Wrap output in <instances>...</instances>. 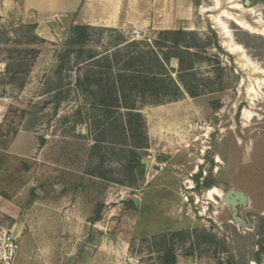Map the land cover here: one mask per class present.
Masks as SVG:
<instances>
[{
  "label": "rangeland",
  "instance_id": "obj_1",
  "mask_svg": "<svg viewBox=\"0 0 264 264\" xmlns=\"http://www.w3.org/2000/svg\"><path fill=\"white\" fill-rule=\"evenodd\" d=\"M186 1L190 19L177 28L137 37L91 26L78 46L77 24L39 27L33 13L0 0V195L28 210L24 231L47 246L26 264H170L169 252L174 264H264V0H221L262 28L223 19L246 66L223 46L216 0ZM124 71L155 75L166 90L119 96ZM85 76L83 92L76 80ZM118 97L133 112L117 108ZM134 155L149 166L131 170ZM214 187L221 196L208 199ZM231 190L246 200L226 201ZM38 207L69 215V225L35 226ZM15 222L0 215V238L20 243ZM16 253L2 260L0 240V264H18Z\"/></svg>",
  "mask_w": 264,
  "mask_h": 264
},
{
  "label": "crops",
  "instance_id": "obj_2",
  "mask_svg": "<svg viewBox=\"0 0 264 264\" xmlns=\"http://www.w3.org/2000/svg\"><path fill=\"white\" fill-rule=\"evenodd\" d=\"M18 5L27 15L33 13L36 16L35 22H38L39 27L54 22L64 25L71 22L92 27L104 26L131 31L136 29L139 32L149 28H177L181 21L190 19L186 15L192 12V6L186 0H7V6ZM35 210V226L69 225V215L66 217L64 213L54 214L55 210L41 207ZM27 211L14 208L10 200L0 195V215L17 219L13 229L18 228L20 235L22 234L16 253L18 264L28 263L30 254L38 256V250L47 247L41 237L24 231L25 226L33 222L28 218ZM66 211L69 212H64ZM50 215L51 218L48 219Z\"/></svg>",
  "mask_w": 264,
  "mask_h": 264
},
{
  "label": "trees",
  "instance_id": "obj_3",
  "mask_svg": "<svg viewBox=\"0 0 264 264\" xmlns=\"http://www.w3.org/2000/svg\"><path fill=\"white\" fill-rule=\"evenodd\" d=\"M90 30H91V26H87V25H75V26H73V29H72L73 36L71 38V44L72 45H78V46L86 45L90 39ZM184 32L185 31H182V30H169V31L167 30V31H163L162 34L167 35V37H169V36L171 37L172 35L177 36L179 34H185ZM174 40H175V43L179 46L181 39L177 38ZM185 47H187V49H189L191 46L186 45ZM74 52L78 53V58H81L82 55L84 54L83 49H78ZM176 57L179 59L180 66L184 68L185 67V59L181 55H176ZM93 58H95V56L89 57V59H93ZM11 70H13V68L8 67V71H11ZM182 71H185V69ZM89 81H90V76H85L83 78L79 77L76 80V85L78 86V88L82 89L83 92H85L88 90V85H89L88 82ZM96 81L98 82V85H101V82L103 81V79L100 78V79H97ZM158 81L159 80L155 75H152V77L149 78L148 74L144 73V72H132L131 71V73L128 74L127 71H124V72H121L117 76V93H119V96L120 95L125 96L129 92H132L134 90H138L139 94L145 95L146 91H150V89L156 91V90H158V88H162V89L166 90V88L165 87L163 88L162 84H160V82L158 83ZM181 83H184L183 79L181 80ZM174 86L176 89H178L177 85H174ZM192 94H193V96H196L193 92H192ZM121 98H123V97L117 98V104L115 106L117 108H127L130 110L129 112H133V110L135 109V105L129 104V103L122 104ZM100 105H103L106 107H112V106H110V104H107L104 101H102ZM127 129L131 130V127L129 126ZM134 162L135 163H132L130 166L131 170H135L139 166H142L141 159L136 155H134ZM167 262L170 264H174L176 262L175 257H173L170 252L167 254Z\"/></svg>",
  "mask_w": 264,
  "mask_h": 264
},
{
  "label": "bare ground",
  "instance_id": "obj_4",
  "mask_svg": "<svg viewBox=\"0 0 264 264\" xmlns=\"http://www.w3.org/2000/svg\"><path fill=\"white\" fill-rule=\"evenodd\" d=\"M229 2L233 3V0H229ZM233 7H237V8H243L241 5L239 4H232ZM212 10H216L217 14L213 15V20L214 23L216 24V26L219 28V30L221 31V33L223 34V36H225V41L223 42V46L232 54H239L240 57L242 58L243 61V66L248 65V60L245 57V54L242 49V47L238 44H234L232 42V38L228 35V31L226 28V25L223 21V19H227L230 21L235 22L238 26H240L241 28L245 29V30H249L251 32H260L262 30L261 27L255 26L253 24H251L249 21L245 20L244 18H241L239 15L227 10V9H222L221 8V0H216V6L214 8H212ZM255 95V94H254ZM253 98V97H252ZM250 112L246 109L244 110V119L245 121L248 122L249 116H250ZM221 191L214 187L211 188L207 191L206 196L208 197V199H213V195H217V196H221Z\"/></svg>",
  "mask_w": 264,
  "mask_h": 264
},
{
  "label": "built area",
  "instance_id": "obj_5",
  "mask_svg": "<svg viewBox=\"0 0 264 264\" xmlns=\"http://www.w3.org/2000/svg\"><path fill=\"white\" fill-rule=\"evenodd\" d=\"M133 34L135 36H139L140 32L136 29L133 30ZM1 240V249L3 251V257L2 260H9V258L14 255L17 250L20 247V243L18 239L13 236L12 233L5 232L2 237L0 238ZM8 264V263H7Z\"/></svg>",
  "mask_w": 264,
  "mask_h": 264
},
{
  "label": "water",
  "instance_id": "obj_6",
  "mask_svg": "<svg viewBox=\"0 0 264 264\" xmlns=\"http://www.w3.org/2000/svg\"><path fill=\"white\" fill-rule=\"evenodd\" d=\"M245 5H250V1L246 0L245 1ZM141 162L143 164H145L146 167L149 166V162L148 161L142 159ZM225 200L226 201H231L232 203L235 204L237 202V200H241V201L246 200V195L243 192H238V191H235V190H231V191H229L226 194ZM133 202L135 203V205H138L139 204V199L137 197H133Z\"/></svg>",
  "mask_w": 264,
  "mask_h": 264
}]
</instances>
